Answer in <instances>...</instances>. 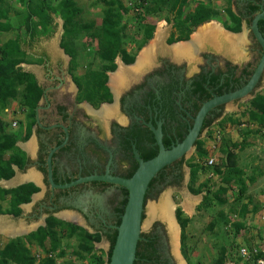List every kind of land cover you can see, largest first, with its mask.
Here are the masks:
<instances>
[{
  "label": "flooded vegetation",
  "instance_id": "flooded-vegetation-1",
  "mask_svg": "<svg viewBox=\"0 0 264 264\" xmlns=\"http://www.w3.org/2000/svg\"><path fill=\"white\" fill-rule=\"evenodd\" d=\"M248 1L250 3L244 4V9L238 15L242 17V29L246 24L249 33L245 43L240 48L236 47L238 50H230L229 43L224 42V47L228 50L225 52L228 55L224 56L225 49L221 50L220 47L224 40L219 44L215 38H209L204 46H196L189 55L175 56L172 48L179 43L192 42V35L186 40L176 41L179 34L174 23L164 19L167 26L166 29L162 28L165 31L162 47L154 45L155 52L145 68L128 75L115 92L111 87V77L120 69L118 62L122 59L118 56L115 60L117 68L114 71H105L108 75L105 85L110 90L112 99L103 100L98 105H94L92 101H79L80 87L70 69L73 57L61 47L62 43L59 44L62 52L56 53L54 59L47 52L40 53L44 82L40 80L38 72L34 75L43 88L40 110H49L48 117L40 119L38 123L36 119L32 128L30 138L34 135L37 141L35 158L32 154L26 156V163L37 167L41 172L45 187L43 198L32 207L31 216L35 222L42 216L46 220L50 217L59 219L64 212L73 211L81 216L85 224L83 229L100 234L102 239L110 243L108 236L114 234V227L122 216L116 209L128 199L126 189L101 181L72 187L62 186L83 177L107 172L130 178L126 176L132 171L136 172L139 158L148 161L149 155L153 153L154 158L158 154V137L166 149H171L182 142L193 129L195 119L205 103L242 89L253 75L263 52L251 31V23L257 13L264 11V0ZM250 4L258 5L259 10L248 14ZM217 26L228 32L221 25ZM141 38L143 36L138 39ZM156 38L157 33L154 32L151 39L154 40L147 48ZM172 38L175 39L174 42H170ZM148 43L140 50L134 49L136 45L127 46L129 54L136 53L135 61L132 64L122 61L124 66H135ZM241 50H245L243 56H239ZM66 77H70L71 84L65 80ZM263 78L264 72L246 98L250 97L252 100L256 97ZM246 98L220 104L209 111L203 120L198 139H202L206 130H210L214 123L227 115V105L238 106ZM105 106L114 107L110 116L98 114ZM208 120L211 125L203 130V125ZM50 155L53 181L60 187H53L48 179ZM185 161L182 158L165 167L156 176V187L148 195L152 196L162 183L180 185L184 180ZM40 191L39 188L38 192ZM6 215L18 217L13 214ZM166 229L168 233V228ZM159 235L158 232L152 235L157 237V245L160 241ZM161 250H158L160 261L163 264H174V256L168 251L165 252L164 248ZM175 264H178L176 260Z\"/></svg>",
  "mask_w": 264,
  "mask_h": 264
},
{
  "label": "trees",
  "instance_id": "trees-1",
  "mask_svg": "<svg viewBox=\"0 0 264 264\" xmlns=\"http://www.w3.org/2000/svg\"><path fill=\"white\" fill-rule=\"evenodd\" d=\"M7 3L6 0H0V3ZM17 1L21 6L25 5L24 23L27 30H31V39L38 35L37 25L44 33L48 34L51 31L53 19L51 14L60 17L63 20L64 37H71L74 40L80 39L78 36L81 30L87 31V36L90 39L89 46L92 48V64L98 63L96 69L90 70V74L82 77H75V80L80 87V100L92 101L94 105H98L103 100L111 101L112 94L105 85L108 80V75L105 71H114L117 68L115 62L118 56L126 64H132L135 61V54L127 52V46L136 45L134 49L140 50L147 44L154 36L155 24L151 22L153 17H161L165 13L167 21L174 20V27L179 34L176 41L186 40L195 31V29L204 23L210 22L214 19L220 18L218 13L214 10L209 2H197L193 7H190L193 0H135L133 7H125L122 0H102L104 3V13L102 25L94 27L93 25L80 26L77 16L81 11L74 0H11ZM35 7L32 3L37 2ZM261 1V0H257ZM149 2L151 4H149ZM259 10L258 5H249L248 14H254ZM130 12H132L130 14ZM228 15L230 24H226V29L239 33L242 30V17L235 14L230 8L224 10ZM174 13V19H171L170 14ZM126 14H130L128 17ZM148 19L150 21H148ZM7 14L4 9L0 8V40L1 35L12 30L11 24L8 21ZM36 21V22H34ZM222 23V22H221ZM224 23V22H223ZM36 25V26H35ZM259 29L264 36V20L259 22ZM143 36V38L138 39ZM174 36V35H173ZM174 38V37H173ZM170 42H174L175 39ZM135 43V44H133ZM68 42H62L61 47L70 55L75 57L76 53L71 49ZM86 46V45H85ZM26 52L22 49L20 41L12 40L9 42H2L0 45V113H4L9 109L11 101H18V106L26 115V132L27 138L32 134V128L36 123V108L43 96V88L38 83L35 75L30 72H24L22 68L18 67L23 63V56ZM76 62V60H75ZM77 65V62L74 66ZM249 109L247 111L248 120L250 123L256 124L259 127H264V92L258 93L254 99L249 102ZM246 115V114H245ZM234 123H239L238 119L229 117ZM211 125L208 120L203 125V130ZM17 136L9 134L4 129V124L0 119V180L10 179L14 175L12 165L23 167L26 163V155L18 147H16ZM197 156L202 160L201 164H190V183H193L198 171L205 168L207 159V151L204 149L203 139H198L195 143ZM241 148L234 144L233 147ZM13 151L14 153L9 157L7 155ZM16 153V154H15ZM228 159L232 157L228 149ZM153 157V153L149 155L148 159ZM194 159V158H193ZM206 159V160H205ZM205 161V162H204ZM228 162V161H227ZM230 162V161H229ZM135 171L128 173L126 177H131ZM219 172V171H218ZM160 175V174H159ZM182 178V174L180 176ZM163 180V179H162ZM157 178L153 179L149 185L148 192L156 187ZM178 184V183H177ZM191 187V184H190ZM244 188V187H243ZM245 190V188H244ZM39 191L34 183H25L15 188L5 189L0 187V200L8 201V207L3 209L0 204V214H13L19 216L22 213L21 204L31 201L34 193ZM196 192L197 190L192 189ZM128 195L127 190H125ZM146 198L151 197L150 194ZM226 193V189L222 188L219 193ZM243 194V189L240 190ZM218 195L208 192L204 199L205 206L211 205L210 202L224 203L225 200ZM9 198V199H8ZM210 201V202H209ZM127 199L123 201L122 206L116 210L123 214ZM247 206H243L241 216L247 212ZM176 218L182 228L186 229L190 219L183 217L181 209L176 210ZM121 219L119 218L117 225ZM216 224H212L214 227ZM240 225L237 229H240ZM78 234L80 236V244L78 253L82 260H87L88 264H109L112 250L116 241L117 231L113 235L108 236L110 248L104 258V251L95 248V242L100 241L101 235L91 234L82 227L75 224L62 221L60 219L50 217L47 219L46 226L39 227L36 231L10 240L5 247L0 250V264H56L54 257L49 256V252H56L60 248V242L63 238L71 239ZM47 241L50 242L49 249H46ZM157 237L152 235L142 234V240L139 241L137 247V259L134 264H163L160 261V254L157 249ZM27 245H37L39 249L47 254L42 260L37 262V256H31ZM227 249L221 251V256L216 260L215 264H223L230 255ZM255 254L249 258L253 264L257 259H264V251L254 252ZM229 254V255H228ZM63 256L64 251L59 252Z\"/></svg>",
  "mask_w": 264,
  "mask_h": 264
},
{
  "label": "rangeland",
  "instance_id": "rangeland-1",
  "mask_svg": "<svg viewBox=\"0 0 264 264\" xmlns=\"http://www.w3.org/2000/svg\"><path fill=\"white\" fill-rule=\"evenodd\" d=\"M6 1L7 3H4V1L0 3V8L4 9L8 19L9 17L12 19L16 18L20 23L18 30L12 29L9 32L12 39L7 42L18 40L20 41V45L23 46L27 45L28 40L32 41L31 46L27 45L29 48L25 46L26 50H32V54L30 55L26 53L22 58L23 65H18V67L22 68L24 72L34 74V67H36V71L38 70V73L41 76L40 80L44 82L42 60L39 57L40 53L47 52L50 57L54 59L55 56L52 53L58 49H55L54 52H51L50 50L54 48V44L57 46L58 41L59 44L62 42H68V46L76 53L75 57L72 56V63H70L71 74L73 76H87L90 74V70L97 68L96 66L99 61L95 65L91 63L93 58L90 57V54L92 53V48H94V46H88L90 39L88 38L85 29L81 30L79 33L78 36H82L80 39L77 38L74 40L71 37H64L65 30L63 21L60 17L51 14L53 22L50 33L45 34L38 25H35L38 30V35L35 39H31L29 34L32 29L27 30V26L22 23L25 20L23 12L27 7L25 5L21 6L17 1ZM74 1L81 10L77 16L80 26L91 24L94 27H100L102 25L103 11L105 8L102 0ZM122 1L125 7H133L136 2L135 0ZM217 1L220 2L216 3ZM139 2L140 0L137 3ZM197 2H209L210 4H214V10L218 13L220 18L197 27L191 34L192 40L196 36V33L203 31L205 27L213 23L221 25L225 29L226 24L231 23L228 15L224 12V10H227L228 8L232 10L233 5L230 1L193 0L190 7H193ZM37 4L38 1L32 3L31 6L35 7ZM149 4L151 3L149 2ZM131 13L132 12H130V14ZM236 13H238L237 9ZM130 14H126L127 17ZM169 17L174 19L175 14L172 13ZM164 19V12L161 17H153L151 19V22L154 23L155 26L157 25L155 33L157 29L159 30L158 25L160 24L166 29L165 26H167V22H165L166 19ZM148 21L150 20L148 19ZM172 22L174 23V20ZM248 33L249 32L246 30L243 33L244 36L241 35L240 37L245 41ZM3 39L6 41L5 38ZM151 42L152 40L148 43L145 49ZM224 42L226 41H223V43ZM154 43H156V41ZM223 43L219 46L221 47V50L225 49L223 53L225 56L228 55V53H225L228 50L227 47H224L226 44ZM1 44L2 41L0 40V45ZM202 44L201 47L204 46V43ZM89 47L92 48L89 49ZM244 52L245 50H241L239 56H243ZM75 60L77 62L76 66H74L76 63ZM65 80L71 84L70 77H66ZM261 92H264V78L260 89L256 93L258 94ZM249 98H246L247 101L245 100V102H242L238 106L236 105L232 107L231 104L227 105V115H224L219 121L214 123L210 130L204 132L202 137L204 141L203 148L207 151V159L212 158L214 163L211 166H205V168L200 169L193 183H190V164L195 163L198 165L202 163V160L195 156V148L185 159L183 182L180 185H173L169 182L165 184L162 183L157 187L155 193H153L147 200L142 234L153 235L157 232L160 233V241L158 242L157 249L161 252V249L164 248L166 249L165 252L168 251L174 256L175 259L172 258L174 264L175 260L178 264L179 262L173 253L174 248L171 245L172 237L170 236L171 234L168 235L166 229L168 226L160 218L152 220L150 215V207L159 204L166 196H169L175 205L173 211L175 216L176 210L181 209L183 211V217L190 219L184 232L177 220L180 226L179 254L183 257L186 264H215L216 260L221 256L220 254L223 249H227L230 254H228V259L223 264H253L251 260L247 259V255H243V250L245 249L246 251L247 249L246 252L249 253V258L255 254V251L257 253L261 250L264 251V127H259L258 125L249 122L247 116V111L250 107L249 101H251V98ZM79 101L82 100L79 99ZM18 104L19 103L16 100L11 101L9 109H7L8 111L0 113V118L4 115V117L15 115L16 111H19L20 117L24 119L22 114L23 111L19 109ZM82 106L85 107L84 105ZM48 110L49 108L39 111L40 119L48 117ZM229 117L238 119L239 123L236 124L227 120ZM234 144L243 147L242 149L236 146L233 147ZM228 149L232 154V157L229 159L226 153L228 152ZM190 184L192 189L197 190L196 192L191 191ZM222 188L226 189V193H219V190ZM241 189H243V194L240 193ZM208 192L218 195L217 197H221L225 202L220 204L216 201H209L211 205L205 206L204 199ZM41 193L43 192H40L37 196L41 195ZM189 200L194 201V205H191ZM0 204L3 205V209L7 208L9 205L8 201L4 202V200H0ZM243 206H247L248 211L242 217L241 212L243 211ZM8 219L12 221L11 218L7 217L6 220L8 221ZM150 221L151 223H149ZM27 222L29 223V227H34L33 230L37 228V222L34 223L30 220ZM212 224L216 225L211 227ZM240 224V229H237V226ZM168 232L170 231L168 230ZM14 238L10 237L5 232H0V250H2L5 245ZM71 239L72 241L65 245V247V239L63 238L60 242L59 250L61 252L64 251L63 256L59 255L58 251L54 253L49 252V255L55 258L56 264H88L87 260H82L79 256H75V253H78L79 250L78 247L81 242L80 236L76 234ZM47 242L46 249H49L48 247L51 244L49 241ZM106 244L108 245L109 250L110 243L106 241ZM35 246L36 248H34V245L26 244V248L29 249V254L31 256H37V262H39L47 253L39 249L37 245ZM99 250L97 254H99ZM9 264L13 263L10 262Z\"/></svg>",
  "mask_w": 264,
  "mask_h": 264
},
{
  "label": "water",
  "instance_id": "water-1",
  "mask_svg": "<svg viewBox=\"0 0 264 264\" xmlns=\"http://www.w3.org/2000/svg\"><path fill=\"white\" fill-rule=\"evenodd\" d=\"M263 20L264 11H260L255 15L251 23V31L255 39L260 44L263 52L250 80L242 89L227 95L218 96L213 100L205 103L195 119L193 129L189 132L187 137L182 142L173 146L171 149H166L162 144V141L158 137L160 146L158 154L148 161H143L139 158V167L130 178L114 176L107 172L105 174H94L83 177L75 182L62 186L72 187L77 186L81 183L101 181L121 186L128 191V199L124 208V212L121 216V222L119 225H116L114 227L117 231V237L112 250L109 264H134V262L136 261L138 243L140 240H142V233L144 228V212L147 207L146 195L149 189V185L151 181L156 178V176L165 167L179 159L187 158L188 155L193 152V150L195 149V143L198 139V135L201 131L203 120L207 113L220 104L232 102L240 98H246L258 84L264 72V37L258 25V23ZM242 30V33H244L246 31V27H244ZM242 33L232 34L240 35ZM118 64L124 66V63L122 61H119ZM40 109V106L36 108L37 122H39L40 118ZM48 179L53 187H60L57 186L53 181L51 155L48 159ZM32 197H34V195ZM168 235H170L169 232Z\"/></svg>",
  "mask_w": 264,
  "mask_h": 264
},
{
  "label": "crops",
  "instance_id": "crops-1",
  "mask_svg": "<svg viewBox=\"0 0 264 264\" xmlns=\"http://www.w3.org/2000/svg\"><path fill=\"white\" fill-rule=\"evenodd\" d=\"M226 1H228V2L230 1L232 3V5H233L232 11L235 14H239L241 12V10L244 9L243 8L244 4L250 3L248 0H226ZM218 2H220V1H217L216 3H218ZM211 6L214 8V4H211ZM236 9L238 10V13H236ZM8 21L11 24L12 29L18 30V28L20 26V23H19L18 20H16V18L12 19L11 17H9ZM212 22H213V20H212ZM244 27H246V24H244ZM158 28H159V25H158ZM157 30H156V33H157ZM242 35H243V33H242ZM10 36L11 35L9 34V32H6V33L2 34L1 35V41L2 42H7L8 40L12 39ZM29 37H31V34H29ZM155 37H156V34H155ZM3 38H5L6 41ZM33 39H35V38H33ZM245 40H246V38H245ZM31 42H32L31 40L30 41L28 40L27 41V45L31 46L32 45ZM58 44H59V41L57 43V46L54 44V48H52V50H50L51 52H54L55 49H58L57 51L52 53L54 56L56 55V53H61L62 52V50L59 49V45ZM27 45H23L22 49L24 51H26V53L31 55L32 54V50L31 49H29V50L25 49V46H27ZM28 46H27V48H29ZM20 64L23 65V63H20ZM33 73L34 74L37 73L35 67H34V72ZM22 114H23V117H26L25 112L22 113ZM4 116H2V118H0V119L3 122V124H4L5 131L7 133H9V134H15L18 137L17 138V142H16V146L18 148H20V150L23 151L26 154V156H29L30 154H32V157L35 158L36 149H37L36 137L32 136L29 140H27V136H26L27 135V132H26V121L23 120L20 117L19 111H16L15 115H9L8 117L7 116L4 117ZM16 120H18L19 124L17 126L13 127L12 124ZM9 152H11V153H9L7 155V157H9L10 154L12 155L14 153L12 150L9 151ZM12 168H13V170L15 172L13 177L10 178V179H1L0 180V187L1 188L10 189V188L18 187V186H20L22 184H25V183L34 182L41 189V191L43 192V193H41V195L35 197L32 200L31 203H29V204H21L20 205V207L22 209V215H20L18 217L0 215V223H1V225L3 227L5 226L4 228H6V230H8L10 228L11 233H7V234L10 237L14 238V237H17V236L28 235V234H30L33 231L34 227H32V228L29 227L28 226L29 223L27 221L30 220V221H33L34 223H36L34 218L31 216L32 207L35 204H37V202L40 201V199L43 198L45 187L42 184V174L37 169V167H35V166L31 165V164L25 163V165L23 167H19L18 165L14 164V165H12ZM68 213H70V214H68ZM63 215H64L63 218L66 219V221H68L70 223H73V224H75L77 226H81V227H83V225H85L83 223V221H82L81 216L78 215L77 213L73 212V211L64 212ZM7 217L11 218L12 221L10 219H8V221H7L6 220ZM1 233H4V232L1 231ZM70 241H72V239L71 240L70 239H65L64 247ZM46 243H48V242H46ZM34 248H36L35 245H34ZM95 248L97 250H99V249L103 250L104 253H105V258H106V254L108 253V245L106 244V241L104 239H101V242L99 244L95 243ZM56 251L61 252L59 249H57Z\"/></svg>",
  "mask_w": 264,
  "mask_h": 264
},
{
  "label": "bare ground",
  "instance_id": "bare-ground-1",
  "mask_svg": "<svg viewBox=\"0 0 264 264\" xmlns=\"http://www.w3.org/2000/svg\"><path fill=\"white\" fill-rule=\"evenodd\" d=\"M162 28H163V25L160 24L159 30L157 32V38L155 40L156 43H154L155 42L154 41L149 48H146L142 52V54H141V56H140V58H139V60L135 66L127 68V67L120 64V69L118 70V72L113 74L111 77V87L113 88V90L115 92H117L118 86L122 85L124 83V81L128 77V75L133 74L135 72L138 73V72H140V70L145 68V65L147 63H149V60H150L152 54L155 52L154 45H155V47H162V45H163L162 42H164V40L162 38H164V34H165V31ZM241 35L242 34H240V35H235L232 33L229 34L224 29H222L220 26H217V24L213 23V24L205 27L203 29V31H199V33H196V36L193 38L192 42L179 43V44L175 45L172 48V52L175 56H181L184 54L189 55V53L192 52V49L194 50V48H196V46L201 47V45H203L202 43H204V41L208 40L209 38H211V39L215 38V40L217 42H219V44L222 40H224L227 42L226 44L229 43L230 50L232 49V50L236 51V49H237L236 47H239L241 44H243L245 42L243 40V38L240 37ZM216 41L214 43H216ZM164 49L165 48H162V50H164ZM113 109H114V107L105 106L98 114H101L102 116L107 117V116L111 115V113L113 112ZM89 110L92 113V110L90 108H89ZM189 202H191L190 203L191 205L192 204L194 205V201L189 200ZM174 206L175 205L173 204L170 197L166 196L161 200V202L159 204L153 205L150 207V215H151L152 220H154L155 218H160L168 226V230L170 231L169 233L171 234L170 236L172 237L171 238L172 239L171 245L174 248L173 253L177 257L179 264H186L183 257L179 254V229H180V227H179V224H178V222L175 218V215L173 213ZM149 223H151V221ZM4 227L0 223V232L2 231V232H6V233H11L10 228L8 230H6V228H4Z\"/></svg>",
  "mask_w": 264,
  "mask_h": 264
},
{
  "label": "clouds",
  "instance_id": "clouds-1",
  "mask_svg": "<svg viewBox=\"0 0 264 264\" xmlns=\"http://www.w3.org/2000/svg\"><path fill=\"white\" fill-rule=\"evenodd\" d=\"M61 20H62V19H61ZM62 21H63V20H62ZM226 30H227V29H226ZM227 31H229V30H227ZM229 32H231V31H229ZM232 33H234V32H232ZM239 33H242V30H241V32H239ZM88 46H89V44H88ZM90 48H92V47H89V49H90ZM59 49L62 50V48H60V47H59ZM35 69H36V67H35ZM37 72H38V70H37ZM38 106H39V105H38ZM88 106H89V105H88ZM89 107H91V106H89ZM91 109L94 110V108H92V107H91ZM7 111H8V110H7ZM92 114H93V113H92ZM36 119H37V118H36ZM23 120H25V117H24ZM25 121H26V120H25ZM39 122H40V118H39ZM37 123H38V122H37ZM18 124H19V122H18V120H16L15 122H13L12 126L15 127V126H17ZM14 135H15V134H14ZM29 138H30V137H29ZM16 147H17V146H16ZM195 148H196V146H195ZM19 149H20V148H19ZM22 152H23V151H22ZM185 159H186V158H185ZM209 159H211V158H209ZM209 159L205 162V165H206V166H211V165L214 163V162H213L212 164H209V163H208ZM29 183H32V182H29ZM40 192H42V191H40ZM40 192H36V193H34V194H33L34 197H31V201L28 202V203H24V204H29V203H31L32 200H33V199H34V198H35ZM33 195H32V196H33ZM0 215H2V214H0ZM5 215H6V214H4V216H5ZM175 217H176V216H175ZM60 218L63 219L62 221L68 222V221H66V219L63 218V214H61V217H60ZM60 218H59V219H60ZM176 220H177V218H176ZM68 223H70V222H68ZM46 224H47L46 217H45V216L40 217V219L37 221V228H36L35 230H33L32 232L36 231V230H37L39 227H41V226H46ZM72 224H73V223H72ZM79 227H81V226H79ZM179 227H180V226H179ZM82 228H83V227H82ZM32 232H31V233H32ZM89 233H90V232H89ZM91 234H93V233H91ZM17 237H20V236H17ZM17 237H15V238H17ZM64 239H66V238H64ZM101 239H102V238H101ZM101 239H100V241L95 242V243H98V244H99V243L101 242ZM62 240H63V239H62ZM62 240H61V241H62ZM95 243H94V244H95ZM179 244H180V242H179ZM49 256H51V255H49Z\"/></svg>",
  "mask_w": 264,
  "mask_h": 264
},
{
  "label": "built area",
  "instance_id": "built-area-1",
  "mask_svg": "<svg viewBox=\"0 0 264 264\" xmlns=\"http://www.w3.org/2000/svg\"><path fill=\"white\" fill-rule=\"evenodd\" d=\"M213 162H214V160L212 158L209 159V161H208L209 164H212ZM246 251H247V249H246ZM246 251H245V249L243 250V255H247V257H248L249 253ZM255 264H264V259H257Z\"/></svg>",
  "mask_w": 264,
  "mask_h": 264
}]
</instances>
